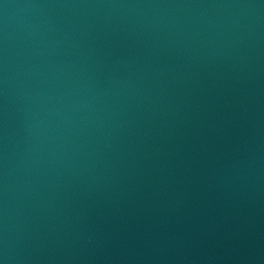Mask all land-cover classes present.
Segmentation results:
<instances>
[{"label": "water", "instance_id": "water-1", "mask_svg": "<svg viewBox=\"0 0 264 264\" xmlns=\"http://www.w3.org/2000/svg\"><path fill=\"white\" fill-rule=\"evenodd\" d=\"M0 230L264 264V0H0Z\"/></svg>", "mask_w": 264, "mask_h": 264}]
</instances>
